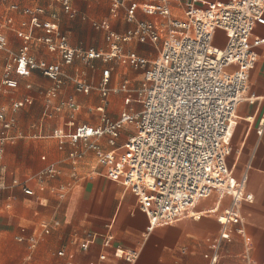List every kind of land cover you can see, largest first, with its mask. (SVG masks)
Wrapping results in <instances>:
<instances>
[{
    "label": "crops",
    "instance_id": "crops-1",
    "mask_svg": "<svg viewBox=\"0 0 264 264\" xmlns=\"http://www.w3.org/2000/svg\"><path fill=\"white\" fill-rule=\"evenodd\" d=\"M156 1L132 0L140 8ZM191 1L173 3V16L183 17ZM231 1L194 3L203 7L207 2ZM10 5H17L19 11L11 12ZM70 6L69 13L57 0H8L1 6L0 22L10 17L14 23L11 28L0 29L7 40L6 49L0 50V112L5 110L14 126L0 155V264H209L213 255L211 242L220 235L224 211L231 204L229 197L221 199L213 194L198 202L193 216L171 226L150 229L137 197L107 177L105 166L99 164L95 150L90 148L97 143L105 152L119 150L135 128L126 126L116 147L108 144L107 137L72 140L81 126L98 128L106 119L117 121L123 113L140 112L144 70L117 60H94L89 64L76 60L63 65V83L54 95L53 82L39 70H33L28 77L13 72L11 78L18 86L2 87L6 67L25 45L20 32L34 39L45 35L33 28L31 16L24 14L26 9H43L40 20L56 23L75 50L110 51L107 31L94 24L106 23L122 35L140 21H166L147 16L139 8L135 21L129 22L125 10L112 15L109 0H70ZM218 38L217 44L224 46L226 35L218 32ZM254 38L264 39V25L256 26ZM256 51L258 63L251 73L248 92L255 101L238 106L228 157L234 177L242 180L247 176L246 191L254 201L243 203L241 208L246 236L235 235L232 241L222 243L220 259L228 264H264V44ZM123 52L149 61L159 55L154 46L137 41L124 44ZM29 54L36 61L61 63L59 54L35 41L29 45ZM106 70H110V92L103 98L99 85ZM77 82L88 84L91 91L79 92ZM125 84L127 89L123 90ZM15 104H19L18 109H14ZM60 132L63 137L58 136ZM74 153L83 157L72 159ZM51 166L58 174L41 178V173ZM24 188L32 194H26ZM46 227L50 228L49 234L44 233ZM109 236L113 238L110 244ZM32 238H37L35 247L31 245ZM83 242L89 245L86 250L81 247ZM116 249L135 251L138 258L133 263L116 258ZM59 252L64 255L59 256Z\"/></svg>",
    "mask_w": 264,
    "mask_h": 264
},
{
    "label": "built area",
    "instance_id": "built-area-1",
    "mask_svg": "<svg viewBox=\"0 0 264 264\" xmlns=\"http://www.w3.org/2000/svg\"><path fill=\"white\" fill-rule=\"evenodd\" d=\"M57 1L66 12H71L70 0ZM109 1L113 16L125 10L127 20L135 21L140 7L132 0ZM179 1L157 0L144 4L140 8L144 14L166 21H140L122 35L113 32L106 23L94 24L107 31L109 52L75 50L56 23L40 20L43 9H26L24 14L31 16L33 28L45 35L34 39L20 32L25 45L6 67L1 85L16 88L18 82L11 78L13 72L28 77L33 70H39L53 82L54 95L63 83V65H71L76 60L87 64L94 60H117L135 70H144L140 112L123 113L117 121L106 119L98 128L81 126L72 135V140L107 137L108 144L116 147L121 131L126 126L135 128V133L119 150L105 152L97 143L91 144L90 148L95 150L99 164L105 166L107 177L121 183L137 197L150 229L171 226L193 216L198 202L213 194L221 199L229 197L231 204L224 211L222 230L211 242L213 255L209 263L228 264L220 259L222 243L232 241L235 235L246 236L241 208L243 203L254 201L253 195L246 191L247 176L237 180L228 165V157L232 151V128L238 106L244 101H255L248 92L251 73L258 63L256 48L264 44V39L254 38L256 26L264 25V0H232L227 4L207 2L203 7H197L194 3L197 0H192L187 4L184 16L175 17L171 5ZM7 2L0 0V10ZM8 8L11 12L19 11L17 5ZM13 23V19L7 17L0 22V29L11 28ZM218 32L226 35L224 46L217 44ZM32 41L59 54L61 63L36 61L29 54ZM132 41L154 46L159 50L158 57L149 61L136 54L125 55L123 45ZM6 47L7 40L0 32V50ZM109 79L110 70H106L99 85L103 98L110 92ZM76 85L79 92L86 94L92 89L84 82ZM122 89H127L126 84ZM18 108L19 104H15L14 109ZM13 126L14 122L6 118L5 110H1L0 155L10 141L8 132ZM58 136L63 137V134L60 132ZM82 157L80 153L71 155L72 159ZM57 174V169L51 166L41 173V178H52ZM24 192L32 194L27 188ZM44 233L49 234L50 228H44ZM112 239V236L108 237V244ZM19 241L25 240L19 238ZM30 242L35 247L37 238ZM88 246L87 242L81 244L84 250ZM114 256L133 263L138 253L116 249ZM247 264L255 263L249 261Z\"/></svg>",
    "mask_w": 264,
    "mask_h": 264
},
{
    "label": "rangeland",
    "instance_id": "rangeland-1",
    "mask_svg": "<svg viewBox=\"0 0 264 264\" xmlns=\"http://www.w3.org/2000/svg\"><path fill=\"white\" fill-rule=\"evenodd\" d=\"M157 53L156 52H154V55H156ZM132 131H133V128H130Z\"/></svg>",
    "mask_w": 264,
    "mask_h": 264
},
{
    "label": "bare ground",
    "instance_id": "bare-ground-1",
    "mask_svg": "<svg viewBox=\"0 0 264 264\" xmlns=\"http://www.w3.org/2000/svg\"><path fill=\"white\" fill-rule=\"evenodd\" d=\"M198 217V216H197Z\"/></svg>",
    "mask_w": 264,
    "mask_h": 264
}]
</instances>
